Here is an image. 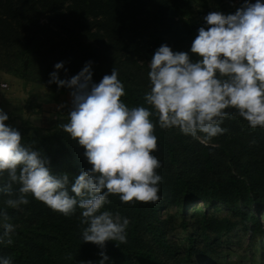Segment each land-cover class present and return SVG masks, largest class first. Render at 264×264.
Segmentation results:
<instances>
[{
    "label": "trees",
    "instance_id": "16d2710c",
    "mask_svg": "<svg viewBox=\"0 0 264 264\" xmlns=\"http://www.w3.org/2000/svg\"><path fill=\"white\" fill-rule=\"evenodd\" d=\"M196 14L202 16L196 18ZM207 14L190 0H0V70L26 81L70 93L49 84L55 64L61 80L77 75L89 61L92 80L99 83L113 68L124 85L121 99L129 107L145 106L150 91L149 63L166 44L174 52L190 51L198 29H207ZM233 115L221 127L227 129L207 141L183 134L178 128L161 129L155 135L161 162L157 173L160 199L155 203H123L116 195L105 210L129 219L127 243L108 241L103 249L82 240L81 210L65 217L29 195V204L7 209L16 226L11 245L0 244V257L13 264H195L197 258L214 261L219 241L233 231L232 219L208 217L201 211L197 231L187 244L172 240L173 217H160L169 206L188 213L198 204L224 206L233 218L250 223L253 233L264 235V129H252ZM69 111L58 114L47 133L29 127L22 143L42 150L51 172L69 175V188L82 170L91 166L84 148L62 130ZM156 122V117H152ZM28 134V135H27ZM203 137L204 134H199ZM14 185V189H18ZM71 194V193H70ZM6 196L0 194V208ZM186 222L182 225L185 227ZM247 224H245L246 226ZM2 230V229H0ZM108 257L103 259L101 252Z\"/></svg>",
    "mask_w": 264,
    "mask_h": 264
},
{
    "label": "clouds",
    "instance_id": "9594fccd",
    "mask_svg": "<svg viewBox=\"0 0 264 264\" xmlns=\"http://www.w3.org/2000/svg\"><path fill=\"white\" fill-rule=\"evenodd\" d=\"M204 20L208 27L198 29L190 49L198 59L174 52L166 44L152 56L150 91L144 96L151 109L126 105L115 68L97 84L92 80L91 61L64 80L58 76L63 62L55 64L48 83L71 89L72 98L68 122L60 127L84 148L91 166L70 188L69 175H54L43 151L25 146L21 133L6 125L9 116L0 109V194L7 197L0 208V244L11 245L16 230L7 209L28 205L29 195L65 217L79 208L80 223L86 225L83 242L101 249L108 241L126 244L129 219L105 206L111 203V195L123 203L160 199L163 177L157 169L162 165L153 155L157 122L161 129L178 128L207 141L227 131L221 125L233 115L227 110L235 109L250 128L264 129V3L245 0L235 14L213 11ZM100 255L108 259L103 251ZM0 264L13 261L0 257Z\"/></svg>",
    "mask_w": 264,
    "mask_h": 264
},
{
    "label": "rangeland",
    "instance_id": "374dc122",
    "mask_svg": "<svg viewBox=\"0 0 264 264\" xmlns=\"http://www.w3.org/2000/svg\"><path fill=\"white\" fill-rule=\"evenodd\" d=\"M190 1L200 12L208 14L218 11L225 15L235 14L245 3V0ZM248 2L255 3L256 0H248ZM261 2L264 3V0ZM201 17L196 14L197 19ZM71 99L70 93L56 92L36 82L26 81L20 76L0 70V109L9 116L6 125L20 133L26 134L25 130L29 127L40 128L47 133L54 127L58 114L71 110ZM60 105L64 107L61 108ZM199 210L208 217L214 215L219 219H232L237 227L223 235L219 241L221 247L217 250L219 256L215 257L214 261L197 258L195 264H264V235L253 233L250 230V223L243 222L240 218H233L224 206H205L200 203L186 214L173 206L163 209L160 211L162 219L173 217L174 230L169 237L180 244H187L188 237L198 230L196 221H199L200 216L196 212ZM261 217V227L264 230V213ZM184 222L187 223L185 227L182 225Z\"/></svg>",
    "mask_w": 264,
    "mask_h": 264
}]
</instances>
